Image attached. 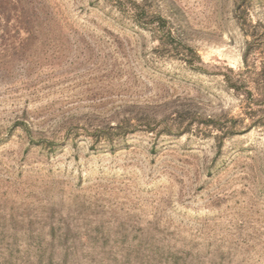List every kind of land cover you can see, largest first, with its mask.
Wrapping results in <instances>:
<instances>
[{"label": "rangeland", "instance_id": "374dc122", "mask_svg": "<svg viewBox=\"0 0 264 264\" xmlns=\"http://www.w3.org/2000/svg\"><path fill=\"white\" fill-rule=\"evenodd\" d=\"M135 1L203 71L127 0H0V264H264V125L156 134L175 111L244 117L219 74L250 33L264 63V0ZM128 117L156 133L107 132Z\"/></svg>", "mask_w": 264, "mask_h": 264}, {"label": "trees", "instance_id": "16d2710c", "mask_svg": "<svg viewBox=\"0 0 264 264\" xmlns=\"http://www.w3.org/2000/svg\"><path fill=\"white\" fill-rule=\"evenodd\" d=\"M127 4V9L137 26L158 34L156 39L163 54H172L192 71H203L202 67L197 65L200 63V58L196 51L184 43L181 34L173 29L165 18L158 14L149 13L143 4L135 0H127ZM248 36L250 41L246 43L244 49L242 68L234 71L232 68L225 67L226 72L219 74L226 87L244 103L243 118L228 119L226 116L204 118L190 110L175 111L174 117L170 116L168 120L162 121L163 125L157 133L154 122L145 121L142 124L143 121H140L141 119L138 117H128L120 124L112 127L108 125L107 132L114 131L117 136L122 137L143 128L141 130L147 133L155 132L169 136L173 132L177 135L188 134L193 127L203 126L205 129L211 130L209 132L210 134L213 133L211 136L216 142L221 143L228 137L242 135L254 127L264 125V63L260 66L256 65L258 39L252 33ZM245 120H248V124L244 125ZM101 133L103 132L100 128L95 132L96 136Z\"/></svg>", "mask_w": 264, "mask_h": 264}]
</instances>
